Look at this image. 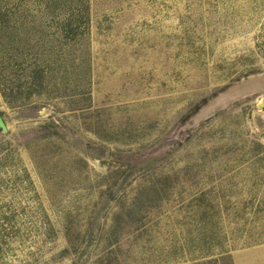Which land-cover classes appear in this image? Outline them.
<instances>
[{
	"label": "rangeland",
	"instance_id": "rangeland-1",
	"mask_svg": "<svg viewBox=\"0 0 264 264\" xmlns=\"http://www.w3.org/2000/svg\"><path fill=\"white\" fill-rule=\"evenodd\" d=\"M0 264H264V0H0Z\"/></svg>",
	"mask_w": 264,
	"mask_h": 264
},
{
	"label": "water",
	"instance_id": "water-1",
	"mask_svg": "<svg viewBox=\"0 0 264 264\" xmlns=\"http://www.w3.org/2000/svg\"><path fill=\"white\" fill-rule=\"evenodd\" d=\"M0 126H1L2 128H5V124H4V121H3V119H2L1 116H0Z\"/></svg>",
	"mask_w": 264,
	"mask_h": 264
}]
</instances>
